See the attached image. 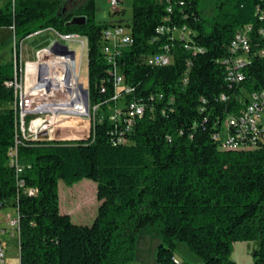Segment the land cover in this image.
I'll return each mask as SVG.
<instances>
[{
	"label": "trees",
	"instance_id": "16d2710c",
	"mask_svg": "<svg viewBox=\"0 0 264 264\" xmlns=\"http://www.w3.org/2000/svg\"><path fill=\"white\" fill-rule=\"evenodd\" d=\"M261 9L264 0H133L130 23L99 24L95 0L0 1V28L16 37L15 59L0 62V104L16 100L8 83L19 73L22 40L53 29L87 39L90 105L98 109L90 137L91 117H76L88 115L86 103L64 109L59 119L75 117L49 134L87 140L24 139L21 176L9 156L15 110L0 111V203L18 198L20 264H131L141 234L161 236L159 264H189L176 262L179 242L203 264H236L234 244L252 240L261 242L253 264H264V145L224 150L214 138L227 114L264 88V57L253 56L243 83L228 82L222 63L241 27L252 26L253 52L264 47ZM78 16L85 22L71 23ZM114 24L131 30L132 43L109 62L101 37ZM174 28L189 31L196 52L184 48ZM166 46L172 64L145 61ZM115 68L131 88L118 99ZM132 103H143L145 112L129 124ZM85 178L97 182L100 201L90 225L74 223L60 208L59 182L72 186ZM31 188L37 194H29Z\"/></svg>",
	"mask_w": 264,
	"mask_h": 264
},
{
	"label": "built area",
	"instance_id": "2783aa9c",
	"mask_svg": "<svg viewBox=\"0 0 264 264\" xmlns=\"http://www.w3.org/2000/svg\"><path fill=\"white\" fill-rule=\"evenodd\" d=\"M122 1L123 0H109L112 11L116 12L120 10V4ZM168 11H172L171 7H168ZM261 14L262 17H264V9H261ZM157 31L163 33L165 27L161 26ZM173 31L175 37L185 41V49L193 50L194 52L197 51V48L191 46L188 42L190 39V33L186 28H174ZM251 32V25L239 28L228 47L229 55L222 59V63L226 67V79L230 83H243L246 79L245 68L251 63L253 56L257 55L259 57H264V47L253 52ZM259 35L264 43V28L259 30ZM74 36L79 38L74 39ZM61 37L64 41L85 43L84 37L79 34L71 35L68 33L61 35ZM101 38V50L109 62L113 61L115 55L120 54L123 47L132 43L131 30L120 24L110 25L105 28ZM50 48L51 47H44L38 49L35 53V61L40 59L42 51H46L49 57L58 56L54 55ZM145 61L154 65H170L174 62V55L169 46H166L164 52L146 57ZM112 74H114L115 77L116 88V96L114 98L118 99L122 97L124 91L130 92L131 88L126 86L124 75L118 68H115ZM188 74L189 72L185 76V81L188 79ZM33 75L34 74H31L30 76L31 83L29 88L27 87V73L22 69H19V73L16 71L15 79L8 83L9 86L14 87L16 95V100L14 102L16 138L15 145L9 151V156L10 163L16 167L18 176H21L25 169V165L20 163L18 159V146L24 139L37 140L41 133L48 132L46 129L35 124V120L40 117V113H37L32 108L37 106L40 96L35 97L34 100H32L34 96H30V90L34 88L35 84H37L34 80L36 79L35 76L37 77V74L35 76ZM37 81L39 82L38 79ZM221 98L223 100L227 99L225 95H221ZM144 112L145 105L143 103H132L129 110V124H132V119L141 117ZM30 115L33 117L29 120ZM115 116L116 115L114 114L112 119H115ZM27 120L31 121L29 126L26 125ZM214 138L219 141L221 149L224 150H250L257 149L261 145H264V88L249 93L245 106L241 111L229 112L218 132L214 134ZM118 141L120 143H126V140L122 137H120ZM20 185H24L22 179H20ZM28 192L29 194L35 195L38 190L31 188L28 189ZM17 200L18 198H13L11 200H6L4 204L0 203V212L7 205L12 207L11 212L4 215L0 213V264L6 263L5 235L10 234L12 237L16 236L18 242L20 241V214L18 207L16 206Z\"/></svg>",
	"mask_w": 264,
	"mask_h": 264
},
{
	"label": "rangeland",
	"instance_id": "374dc122",
	"mask_svg": "<svg viewBox=\"0 0 264 264\" xmlns=\"http://www.w3.org/2000/svg\"><path fill=\"white\" fill-rule=\"evenodd\" d=\"M1 3H4L7 0H0ZM74 3H79L80 0H73ZM95 9H96V21L99 24H105L112 20L118 21L120 19L124 20V23H130L133 17V0H123L120 4L119 13H114L111 9L109 0H95ZM213 13L214 8L211 10ZM211 12V13H212ZM210 13V12H209ZM205 11L204 15H209ZM37 34V35H36ZM38 39L40 44L38 43ZM48 32L43 31L35 33L34 36H29L22 40V51L20 54V69L23 70L25 66L23 60L27 57L33 58V53L37 48H44L51 44L53 46L56 42H61L68 45L70 50L75 51V59L77 69L79 71L80 83L84 85L86 89L89 88V66H88V43L87 39L84 38L85 43L82 42H71L64 41L63 38H58V40L49 41ZM16 37L12 32L11 28L3 27L0 28V62L9 61L15 55L13 54V49L15 47ZM27 45V46H26ZM40 46V47H39ZM50 46V47H51ZM30 52V54H28ZM36 60V56H35ZM22 61V63H21ZM22 67V68H21ZM24 71V70H23ZM44 98V97H43ZM53 97H45L44 100L50 101ZM38 104L34 107V110L38 112ZM15 103L9 104H0V111L6 109H13ZM43 108V107H42ZM98 109L96 107H91L90 105V116H91V129L95 119L98 117ZM40 117L35 120H40V125L42 127L47 126L48 124L53 125L52 120H48L47 116H51L50 113L40 112ZM87 119L88 115L83 116ZM33 116H29L32 118ZM79 117V116H76ZM68 117L63 118L66 119ZM31 121L26 122V125L29 126ZM63 123V122H62ZM50 134L51 128L46 129ZM60 132L61 129H57ZM33 136V135H32ZM40 136V135H39ZM43 138V137H40ZM48 139H50L48 137ZM98 184L94 180L85 178L82 181L69 186L66 185L63 181L59 182V193H60V208L61 211L67 214H70L74 223L82 225H90L95 220L98 214V208L100 206V201L97 197ZM12 211V207L8 205L2 210V214H6ZM146 237V239L144 238ZM145 239V240H143ZM159 240V243H158ZM5 250H6V263L5 264H20V244L17 240V237H12L10 234L5 235ZM162 242V238L159 235L155 234H141L138 238V243L135 251V257L131 264H159L156 260V253L159 244ZM260 241H238L234 244L232 251V259L236 264H253L254 262V251L257 250L260 246ZM175 255L181 262H186L189 264H203L202 259L189 249L186 243L179 242L175 249ZM178 261V260H177ZM179 262V261H178Z\"/></svg>",
	"mask_w": 264,
	"mask_h": 264
},
{
	"label": "bare ground",
	"instance_id": "6f19581e",
	"mask_svg": "<svg viewBox=\"0 0 264 264\" xmlns=\"http://www.w3.org/2000/svg\"><path fill=\"white\" fill-rule=\"evenodd\" d=\"M78 38L79 37H77L76 39ZM25 68L28 76V88L31 83V74H34L33 76L37 74V77L35 76L36 79H34L37 84H35L34 88H32L29 93L30 96H34L32 100H34L35 97L40 96L38 104L42 105L38 106V112L50 113L51 116H47L46 118H48V120H52L53 122V125L48 124L47 126L42 127L40 125L41 119H39L38 121H36V125L41 126L43 129L55 128L62 122L75 117L71 116L64 120L59 119L64 109L69 108L73 105H81L86 103V97L84 94L85 87L83 86L82 88L80 86V76L77 69L76 60H73L69 57H49L46 51H42L40 54V59L38 61L34 60L26 62ZM37 79L39 80V82L37 81ZM48 96L55 97H53V99L50 101H46L43 99V97ZM32 109L34 110V108ZM87 110L89 117L90 107H87Z\"/></svg>",
	"mask_w": 264,
	"mask_h": 264
},
{
	"label": "water",
	"instance_id": "95a60500",
	"mask_svg": "<svg viewBox=\"0 0 264 264\" xmlns=\"http://www.w3.org/2000/svg\"><path fill=\"white\" fill-rule=\"evenodd\" d=\"M85 22V17L83 16H78L75 17L71 23L73 24H82ZM51 52L54 53V55H58V56H63V57H70L73 60L75 59V51L74 50H70L68 45L61 43V42H56L53 46H51ZM83 88V84L80 85ZM84 94L86 97V103H87V107H90V96H89V89H84ZM91 136V132L89 137ZM43 137V138H40ZM49 137V133L48 132H44L41 133L40 136H38L37 140L40 141H52V140H57V141H78V140H87L88 138H82V139H74V140H65V139H48Z\"/></svg>",
	"mask_w": 264,
	"mask_h": 264
},
{
	"label": "crops",
	"instance_id": "0c3cea01",
	"mask_svg": "<svg viewBox=\"0 0 264 264\" xmlns=\"http://www.w3.org/2000/svg\"><path fill=\"white\" fill-rule=\"evenodd\" d=\"M12 30V29H11ZM44 31H47L48 32V38L50 39L49 41H51V39L52 40H58V38L60 37V38H62L61 37V34H59V33H57L56 31H54L53 29H48V30H44ZM12 32H13V30H12ZM39 32H43V31H39ZM39 32H37V33H39ZM35 34H32V36H34ZM37 35V34H36ZM38 43L40 44V42H39V39H38ZM51 46V44L49 45V46H47V47H50ZM40 47V46H39ZM39 48H37L35 51H34V53H33V58L32 57H27V59H25V60H23V63H24V65L26 66V62H28V61H34L35 60V53H36V51L38 50ZM21 51H22V42H21V50H20V54H21ZM28 54H30V52H28ZM30 56H31V54H30ZM21 63H22V61H21ZM22 63V64H23ZM25 66L23 67V70L25 71V73H27L26 72V68H25ZM2 212V211H1ZM0 212V213H1ZM2 214V213H1ZM145 239H146V237H144ZM145 239H143V240H145ZM158 243H159V240H158ZM176 256V255H175ZM176 259L178 260V261H180V259H178L177 258V256H176ZM233 260V259H232ZM234 261V260H233Z\"/></svg>",
	"mask_w": 264,
	"mask_h": 264
},
{
	"label": "flooded vegetation",
	"instance_id": "af4514ba",
	"mask_svg": "<svg viewBox=\"0 0 264 264\" xmlns=\"http://www.w3.org/2000/svg\"><path fill=\"white\" fill-rule=\"evenodd\" d=\"M74 39H76V36H74Z\"/></svg>",
	"mask_w": 264,
	"mask_h": 264
}]
</instances>
